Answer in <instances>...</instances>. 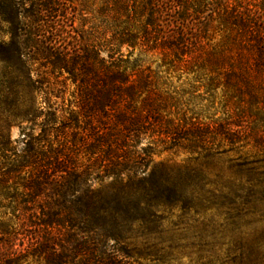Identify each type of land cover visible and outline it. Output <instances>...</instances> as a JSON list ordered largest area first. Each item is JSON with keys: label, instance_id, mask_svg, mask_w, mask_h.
<instances>
[{"label": "trees", "instance_id": "obj_1", "mask_svg": "<svg viewBox=\"0 0 264 264\" xmlns=\"http://www.w3.org/2000/svg\"><path fill=\"white\" fill-rule=\"evenodd\" d=\"M87 13L96 45L74 26ZM0 22L2 61L25 70L7 73L17 113L0 126V264H171L161 210L185 213L199 191L218 192L228 222L254 234L215 259L198 247L197 263L264 264V0H0ZM27 52L48 66L33 69ZM62 68L76 85L69 105L52 101ZM194 69L222 71L207 91L222 87L232 111L187 116L185 91L162 74ZM11 123L19 148L1 131ZM180 147L227 157L230 175L205 182L154 163Z\"/></svg>", "mask_w": 264, "mask_h": 264}, {"label": "rangeland", "instance_id": "obj_2", "mask_svg": "<svg viewBox=\"0 0 264 264\" xmlns=\"http://www.w3.org/2000/svg\"><path fill=\"white\" fill-rule=\"evenodd\" d=\"M93 15L92 13H87L85 15L86 20L82 21L80 16L76 14L74 26L79 27L82 23L85 24L83 28L86 32H84L83 39L86 43L96 45L99 34L96 30L90 28L94 25L92 19ZM6 30V25L0 22V44L9 40V35L6 34ZM2 56L3 53L0 49V126L4 125L6 118H12L17 113L12 108H9L7 104L12 101V97L6 96V86L9 81L7 73L11 69L24 70L21 64L14 63L11 65L3 62ZM25 59L28 65L32 66L33 69L39 66L43 70L45 69L44 67L48 66L45 62H42L38 56L32 53L27 52ZM152 60L159 62V55H153ZM152 66L154 67L155 63H152ZM221 72L222 71L219 70L210 72L209 69L199 71L194 69L186 72L179 70L174 73L169 72L170 74L163 73L162 76L168 75L167 83H170L175 89L186 92H182V100L184 102L185 111L187 110V116H190L194 120L209 122L213 118L224 116L226 111L229 110L230 112L234 108V106L231 105H229L231 106L230 108L225 106L222 87L218 88L216 91H207L209 90V84L213 83L209 80L210 78H217L219 76L218 81L223 82L221 79L223 74ZM55 74H58V84H56L55 87L60 89L62 98L52 97V101H56L57 104L65 103L69 105L73 102L76 93V85L72 82L68 73L63 68L61 72L58 70ZM32 76L34 79L35 75L33 74ZM49 80L53 81V78L50 77ZM193 86L196 88L192 89L191 87ZM191 89L194 90V95L188 94V92L192 91ZM35 99L33 105L37 107L40 105V97L36 95ZM25 106H28V104ZM22 125L28 126L29 124L27 122H22ZM38 129V126L34 127L35 131ZM1 131L10 136L12 145L17 144L18 148L21 147L20 128L17 123H11ZM153 161L154 163L161 162L165 166L179 168L181 171L185 169L197 171V175L193 178H202L205 182H214L217 180L218 176L222 175L223 177L225 175H230L227 157L220 156L204 159L199 157L197 152H194L188 147H180L171 151L155 154ZM208 188L212 189L213 187L210 188L208 186ZM197 193L193 196V199H190L189 211L185 213L182 212L180 204L166 207L161 210V213L164 214V219L161 222L159 229L161 232L158 236L161 240V244L165 247L172 248L174 258L171 264H198L199 251L197 248L202 246L208 247L207 250H209V255L203 254V258L206 259L210 257L215 259L216 255L223 257V249L225 246L234 244L235 242L245 241L250 238L251 234H254V227L245 225L243 220L239 221L238 224L234 226L228 222L227 207H225V204H221L225 200L218 192L211 194L210 192L206 193L199 191ZM255 229H258V227ZM155 240L156 239L152 237L147 239L149 244ZM138 241L139 243L141 242V240ZM209 247L213 249L210 250ZM139 261L141 264H158L147 258H140Z\"/></svg>", "mask_w": 264, "mask_h": 264}]
</instances>
